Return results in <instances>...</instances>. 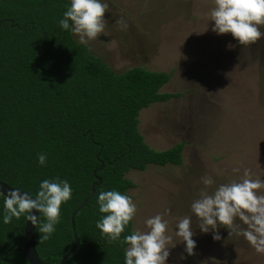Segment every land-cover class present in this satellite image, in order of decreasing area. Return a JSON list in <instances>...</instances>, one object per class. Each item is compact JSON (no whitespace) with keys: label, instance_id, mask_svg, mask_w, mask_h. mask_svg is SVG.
<instances>
[{"label":"trees","instance_id":"1","mask_svg":"<svg viewBox=\"0 0 264 264\" xmlns=\"http://www.w3.org/2000/svg\"><path fill=\"white\" fill-rule=\"evenodd\" d=\"M69 2L0 0V181L32 193L44 179L71 184L56 231L41 241L36 230L42 260L58 264L75 248L72 215L87 201L75 217L80 247L65 264H124L127 245L109 242L96 227L103 215L96 198L112 189L129 195L133 171L182 165L184 144L157 151L139 130L142 110L180 95L161 91L171 74L140 67L117 74L61 30L58 20ZM40 153L47 154L45 166ZM97 177L102 183L91 198ZM2 214L0 196V264H29L27 220L4 224ZM133 227L132 221L122 238Z\"/></svg>","mask_w":264,"mask_h":264},{"label":"rangeland","instance_id":"2","mask_svg":"<svg viewBox=\"0 0 264 264\" xmlns=\"http://www.w3.org/2000/svg\"><path fill=\"white\" fill-rule=\"evenodd\" d=\"M110 3L109 24L105 34L90 41L91 53L117 74L137 67L171 74L161 91L180 95L140 114V133L152 149L166 151L181 143L184 150L180 166H150L127 175L135 184L129 195L138 206L133 230L146 231L147 218L170 209L164 217L173 236L168 264H264V254L243 237L229 235L225 226L218 225V241L212 231L201 232L190 208L202 190L211 194L220 184L241 179L245 169L264 179V39L239 45L231 34L214 33L213 0ZM120 16L128 21L127 31L115 25ZM206 174L213 185L202 184ZM185 215L192 217V254L175 236L176 222Z\"/></svg>","mask_w":264,"mask_h":264},{"label":"clouds","instance_id":"3","mask_svg":"<svg viewBox=\"0 0 264 264\" xmlns=\"http://www.w3.org/2000/svg\"><path fill=\"white\" fill-rule=\"evenodd\" d=\"M213 4L209 21L214 22L211 27L214 33L231 34L239 45L264 39V0H213ZM106 12H111L110 0H70L58 25L61 30L77 35L79 43L88 47L90 41L105 34L109 24ZM115 25L120 31H127L129 27L124 16L116 18ZM47 158L46 153H40L39 164L45 166ZM201 182L206 187L215 183L208 174L201 178ZM261 189H264V179L253 178L251 170L245 169L241 179L220 184L211 194L202 190L199 198L190 205L191 212L200 220L199 230L203 233L212 231L213 239L218 241L221 239L218 225H223L229 235L243 237L258 254H264V194ZM72 195L71 184L60 177L42 180L35 193L21 188H10L5 193L0 188L2 222L9 224L14 218L19 220L23 216L42 234L41 241L48 240L61 222L62 204L67 203ZM96 200L99 212L103 214L96 227L109 242L127 245L124 264H168L173 236L169 234V221L164 217L170 209L147 218L144 221L146 231L133 230L122 238V233L137 215V203L130 195L116 189L100 191ZM175 236L182 238L186 252L192 254L196 241L191 216L185 215L177 220Z\"/></svg>","mask_w":264,"mask_h":264},{"label":"water","instance_id":"4","mask_svg":"<svg viewBox=\"0 0 264 264\" xmlns=\"http://www.w3.org/2000/svg\"><path fill=\"white\" fill-rule=\"evenodd\" d=\"M104 167V166H103ZM102 167V168H103ZM97 172H95L96 175ZM98 182L95 183L92 186V196L91 198H93L95 196V189L96 186L100 185L102 183V179L97 177ZM0 188H2L5 193L10 189L13 188L10 185L0 181ZM87 204V201L82 205V207L75 211L72 215V228L74 231V236L76 238V246L74 249H72L62 260L60 263L58 264H65L67 259L75 252L79 249L80 247V239L77 236V232H76V224H75V217L77 215V213ZM34 214H36L37 216H39V213H35V210H33ZM36 230L37 228L31 224L30 221L26 222V226H25V233H24V244H23V249L24 252L26 254L27 260L29 262V264H57V263H49V262H45L44 260H42L39 256V253L37 251V247H36Z\"/></svg>","mask_w":264,"mask_h":264}]
</instances>
